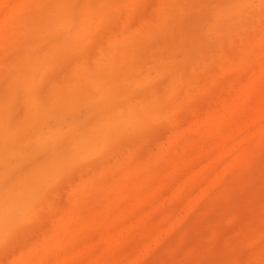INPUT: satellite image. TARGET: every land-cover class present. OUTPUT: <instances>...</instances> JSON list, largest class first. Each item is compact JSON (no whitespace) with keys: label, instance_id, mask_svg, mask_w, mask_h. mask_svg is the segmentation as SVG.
Returning a JSON list of instances; mask_svg holds the SVG:
<instances>
[{"label":"rangeland","instance_id":"rangeland-1","mask_svg":"<svg viewBox=\"0 0 264 264\" xmlns=\"http://www.w3.org/2000/svg\"><path fill=\"white\" fill-rule=\"evenodd\" d=\"M0 264H264V0H0Z\"/></svg>","mask_w":264,"mask_h":264},{"label":"bare ground","instance_id":"bare-ground-1","mask_svg":"<svg viewBox=\"0 0 264 264\" xmlns=\"http://www.w3.org/2000/svg\"><path fill=\"white\" fill-rule=\"evenodd\" d=\"M7 110H8V109H7ZM5 111H6V110H5ZM5 113H6V112H5ZM5 113H4V115H5ZM2 115H3V114H2ZM4 115H3V116H4ZM6 115H8V114H6ZM6 115H5V116H6ZM9 116H10V115H9ZM3 118H4V117H3ZM4 119H5V118H4ZM6 119H7V117H6Z\"/></svg>","mask_w":264,"mask_h":264}]
</instances>
